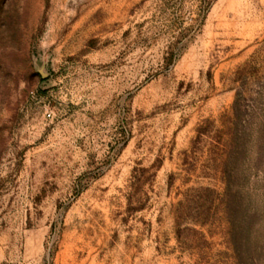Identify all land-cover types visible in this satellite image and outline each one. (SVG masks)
I'll return each mask as SVG.
<instances>
[{
  "label": "rangeland",
  "instance_id": "rangeland-1",
  "mask_svg": "<svg viewBox=\"0 0 264 264\" xmlns=\"http://www.w3.org/2000/svg\"><path fill=\"white\" fill-rule=\"evenodd\" d=\"M0 264H264V0H0Z\"/></svg>",
  "mask_w": 264,
  "mask_h": 264
}]
</instances>
